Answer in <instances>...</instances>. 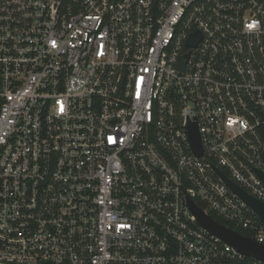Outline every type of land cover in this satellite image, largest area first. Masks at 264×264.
<instances>
[{"label": "built area", "instance_id": "2783aa9c", "mask_svg": "<svg viewBox=\"0 0 264 264\" xmlns=\"http://www.w3.org/2000/svg\"><path fill=\"white\" fill-rule=\"evenodd\" d=\"M221 173L264 203V0H0V264H264Z\"/></svg>", "mask_w": 264, "mask_h": 264}, {"label": "water", "instance_id": "95a60500", "mask_svg": "<svg viewBox=\"0 0 264 264\" xmlns=\"http://www.w3.org/2000/svg\"><path fill=\"white\" fill-rule=\"evenodd\" d=\"M201 38V35L195 34L191 37L190 43L196 45ZM189 54H187V57ZM185 62L182 64L181 68L184 69ZM190 141L192 146L194 147L195 151L200 154L202 152V147L200 144V138L198 130L194 125L191 126L190 129ZM222 174V173H221ZM224 179L226 182L238 193L242 196L248 204L255 209L264 221V203L254 199L250 195H248L244 190L239 188L236 184L231 182L229 179L225 177ZM264 179V176L262 175ZM189 205L192 212L196 215L199 223L205 227L209 232L213 235L219 237L224 242L228 243L229 245L233 246L235 249L240 251L241 253L249 256L260 259L264 261V245L257 242L256 240L241 234L240 232L232 229L231 227L219 223L215 218L211 215L207 214L203 211L201 207H199L193 200H189Z\"/></svg>", "mask_w": 264, "mask_h": 264}, {"label": "trees", "instance_id": "16d2710c", "mask_svg": "<svg viewBox=\"0 0 264 264\" xmlns=\"http://www.w3.org/2000/svg\"><path fill=\"white\" fill-rule=\"evenodd\" d=\"M198 205H199V207L203 208V207L201 206V204L198 203ZM211 216H212L213 218H215L219 223L225 224V225H227V226L233 228L234 230L240 232L241 234H244V235L248 236V232H247V231H245V230H243V229H241V228H238V227L232 225L231 223L225 221L224 219H222V218L216 216V215L213 214V213H211Z\"/></svg>", "mask_w": 264, "mask_h": 264}]
</instances>
